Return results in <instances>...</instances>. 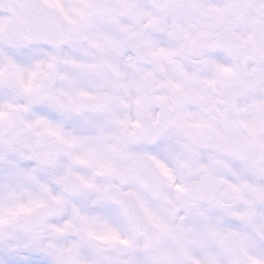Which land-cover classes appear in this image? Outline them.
<instances>
[{
	"label": "snow or ice",
	"instance_id": "6c2138e0",
	"mask_svg": "<svg viewBox=\"0 0 264 264\" xmlns=\"http://www.w3.org/2000/svg\"><path fill=\"white\" fill-rule=\"evenodd\" d=\"M0 264H264V0H0Z\"/></svg>",
	"mask_w": 264,
	"mask_h": 264
},
{
	"label": "clouds",
	"instance_id": "9594fccd",
	"mask_svg": "<svg viewBox=\"0 0 264 264\" xmlns=\"http://www.w3.org/2000/svg\"><path fill=\"white\" fill-rule=\"evenodd\" d=\"M67 47V46H66ZM73 55H78L79 53L75 50V49H68ZM135 149L137 151H154V149H150L149 146H145V145H136Z\"/></svg>",
	"mask_w": 264,
	"mask_h": 264
}]
</instances>
